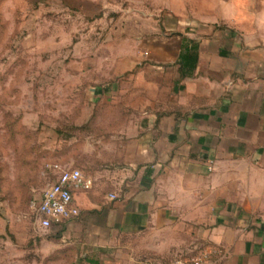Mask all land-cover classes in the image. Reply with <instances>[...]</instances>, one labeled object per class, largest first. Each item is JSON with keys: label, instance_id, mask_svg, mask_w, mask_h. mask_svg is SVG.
I'll return each mask as SVG.
<instances>
[{"label": "crops", "instance_id": "crops-1", "mask_svg": "<svg viewBox=\"0 0 264 264\" xmlns=\"http://www.w3.org/2000/svg\"><path fill=\"white\" fill-rule=\"evenodd\" d=\"M182 2L183 32L150 36L141 61L88 85L82 122L61 140L72 152L85 130L93 164L61 161L62 148L44 164L52 182L56 166L93 178L73 192L79 217L52 227L73 264H159L207 250L204 264H264V0ZM187 51L192 68L180 61Z\"/></svg>", "mask_w": 264, "mask_h": 264}, {"label": "rangeland", "instance_id": "rangeland-1", "mask_svg": "<svg viewBox=\"0 0 264 264\" xmlns=\"http://www.w3.org/2000/svg\"><path fill=\"white\" fill-rule=\"evenodd\" d=\"M182 1L0 0V264H73L76 252L55 250L58 231L36 227L31 202L52 182L44 164L67 149L61 139L82 122L89 84L141 61L150 36L183 32ZM74 133L60 160L91 166L87 132Z\"/></svg>", "mask_w": 264, "mask_h": 264}, {"label": "built area", "instance_id": "built-area-1", "mask_svg": "<svg viewBox=\"0 0 264 264\" xmlns=\"http://www.w3.org/2000/svg\"><path fill=\"white\" fill-rule=\"evenodd\" d=\"M60 169L56 181L50 182L42 191L39 199L31 202V209L37 215V225L42 230L65 224L79 217L80 211L73 206L75 190H89L93 186V178L77 168ZM212 250L193 258H180L160 264H204Z\"/></svg>", "mask_w": 264, "mask_h": 264}, {"label": "trees", "instance_id": "trees-1", "mask_svg": "<svg viewBox=\"0 0 264 264\" xmlns=\"http://www.w3.org/2000/svg\"><path fill=\"white\" fill-rule=\"evenodd\" d=\"M197 55L194 52L187 51L186 53L182 54L180 57V61L185 63L186 66H190L191 68L195 66L197 63ZM72 135L68 133L66 137L70 138Z\"/></svg>", "mask_w": 264, "mask_h": 264}]
</instances>
